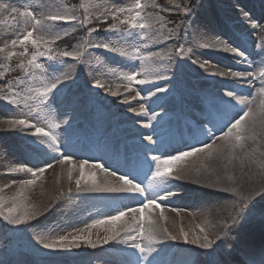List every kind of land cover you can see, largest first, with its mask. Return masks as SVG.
Segmentation results:
<instances>
[{"label":"rangeland","instance_id":"rangeland-1","mask_svg":"<svg viewBox=\"0 0 264 264\" xmlns=\"http://www.w3.org/2000/svg\"><path fill=\"white\" fill-rule=\"evenodd\" d=\"M195 0H145V3L148 5L143 10V15L146 20L151 24V28L147 30L148 39H141L139 34L134 36L135 40H133V30H131V34L127 30L126 25H122L119 23V20L125 18V14H122L117 20H113L110 15H108L109 11H115L121 7H128L133 3V0H81L80 6L75 5L71 2V0H0V5H8L9 8H15L16 12L11 13L9 11L0 12V48H4V52H0V71L4 72L5 75L0 76V88L4 89V94L10 95L9 86L13 91L20 94V98L27 103V107L25 103L22 102L20 105L11 104L4 99H0V123L10 121L12 119H28L31 123L36 126L42 125L48 130L49 123H54L59 120L60 117L64 116L67 113V109L72 107L70 104L69 98L66 97L61 100H55L57 90L50 97L48 103L46 105H41L39 102V98L31 99L33 96H37V89L42 88L44 85L41 80V74L39 70H36V78L33 79L30 75L25 74L23 70L17 67V65L22 61H26L30 58V54L34 51L31 45L28 46L29 57L23 56H15L12 57L11 60L8 59V54L10 52L20 53L23 51L22 48L17 46L13 48L11 46L12 39L22 38L24 34L28 30H32V21L30 17H24L21 13L25 11H32L36 18H41L43 16L49 15H72L75 16V20L69 23L63 22H48L49 27L44 29H37L34 35L38 38H43V40L50 41V47L53 49V54H58L63 51H83L84 55L81 60H75L71 57H62L58 58L56 61L47 60L46 57H41L39 62L42 63L46 69H48L47 76L50 78L53 73L51 72V68L49 66L54 65L57 71L54 75L59 76L62 80V83H71L74 84L71 86V95L76 96L80 92L81 94H85L86 92L91 91V87H86L84 83V79L86 80V76L93 77L90 82L105 81L106 85H109L108 88H111L113 91L117 89V87H122V80L119 79V75H115L114 73H108V69H113L114 72L117 70L114 68L117 64V69L121 75L130 73L132 70H137L139 60L132 59H115V56H120L117 53L109 52L103 48H92L87 47L88 44L94 43H110L114 46L123 47L128 51H132L133 47L139 46L141 47V51L143 54L148 55L156 50L153 47L154 44L157 46L160 44H164V42L171 36L177 33L178 26H182L183 22L174 21L171 19V15L179 14L180 17H186L188 12L192 13V17L194 16L197 19L190 23H185L189 27L193 26L195 32L201 31L203 33V28H201L199 22L205 20L210 16L209 10L203 11V9L208 6L213 7L216 2L222 4L223 0H205V5L200 8L199 12H196L191 8L190 3ZM87 6V7H86ZM185 8L187 11H185ZM105 17L107 20L105 22ZM229 19L233 18L232 15L228 16ZM87 19L90 21L87 24L81 23ZM117 24L119 28L122 29L120 32L107 31L112 24ZM83 26H87L90 29L96 28L98 31L91 32L88 28L86 32H83L78 41L71 49H67L66 47L59 46L60 40L72 35L73 33L82 29ZM106 27V28H102ZM212 28V27H211ZM103 29V30H102ZM191 31V34L195 32ZM137 32H140L138 30ZM206 34H213L214 37L218 38L220 41L221 34H218L217 29H206L204 30ZM103 33V34H101ZM60 37V38H57ZM147 45V46H144ZM262 47V48H261ZM261 47L259 48V53L264 54V37L261 39ZM158 50V49H157ZM183 52L175 57H168L171 59H179L183 58ZM187 55V54H186ZM160 57V55H158ZM111 59V60H110ZM159 60V58L157 59ZM165 58H162L160 62L155 61L156 70H153L151 79L157 80L166 74L165 72ZM256 76L259 77L257 80V88L259 91L264 88V77L258 76L260 72L264 69V64H256ZM23 71L20 75V78H14L12 81H9L8 75H10L15 70ZM154 69V68H153ZM24 75H26L24 77ZM74 79V82L71 79ZM89 82V83H90ZM115 86V87H114ZM117 86V87H116ZM134 90L139 93L138 97V105H143L141 103L142 97L146 103L149 105L151 109H156L161 107L162 102L161 97L158 93L152 88V85L144 86V85H136ZM108 92L106 89L102 91V94H96V98L104 99V95ZM155 93V94H153ZM263 95V93L260 91ZM60 97V96H59ZM111 106L116 108L119 113L122 115H132L134 112L132 111L133 107L125 104L123 98H118L114 100L112 97H108ZM72 100V99H71ZM78 103L73 108V111L79 112L78 110L82 106L83 102L77 99ZM74 104V103H73ZM84 104L83 106H85ZM100 106V105H98ZM30 109L32 111H30ZM101 110V109H100ZM70 111V110H69ZM106 113V110H101ZM169 113V112H168ZM154 118V115H151V120ZM95 120L94 123H96ZM39 127V126H38ZM57 137H61V133L64 131V128L59 126L56 129L52 130ZM35 132V130H33ZM14 133L21 135L20 132L15 129L8 128H0V160L8 157V152L10 151L11 143L13 142L12 138L14 137ZM38 139L41 140V137ZM62 140V139H61ZM143 141H147V139H143ZM41 141H37L39 143ZM63 142V141H62ZM55 153H51L50 159L55 157ZM201 156V155H200ZM198 158L195 156L190 161L180 162L176 168L172 170L173 176H179V179H171L167 184H163L157 190L159 194L164 195L168 192L181 194L182 182L185 179L191 178V175L198 176L199 172L194 170V167H197L198 162L196 161ZM9 160L13 162L15 165V175L6 176L8 182L10 184L16 183V180L21 181L25 180L22 177V171L19 169H32L33 171L37 169H33L26 158L23 155L18 153L17 157L13 155L9 156ZM44 162H47V157H45ZM180 165V166H179ZM181 167L179 169V167ZM45 168V165L43 167ZM183 168H189L190 174L186 171L184 173H179V171ZM10 170V169H9ZM76 170H72V176H75ZM105 172V171H104ZM25 173V171H24ZM108 176H111L113 179L111 180L114 185H117V178L113 176L109 171L105 172ZM19 175V176H18ZM22 175V176H21ZM28 176L32 177L29 173ZM77 177V176H76ZM143 174H141L140 180L139 175L136 176L137 181H141ZM36 179L37 177H32ZM62 179V178H61ZM69 179L68 175L63 176V184H66V181ZM151 179V178H150ZM148 179V181L150 180ZM60 180V179H59ZM145 180V185L148 183ZM186 181V180H185ZM65 190L53 189L48 191L50 194L48 198L38 207V210H41L46 206V209L43 212H40V215L28 221L26 224L22 225H14L10 224L7 220H5L4 215H0V264H11L14 258L23 259L24 264H27L26 261H30L31 258L38 259L39 263H41L40 256L56 258L58 256L62 258V264H107L108 260H116V257L108 254H102L98 256H82L87 250L93 249H105L106 247L112 246L113 243L110 241L108 243H104V238L107 235H103L105 231L108 230V225H98L95 227L89 228V233L85 236L92 239L97 246L95 248L87 245L86 243H81L80 247H71L66 250H50L44 249L42 245L38 243L35 239L37 235L44 236L46 238L55 239L62 235L72 236L79 235L77 232L78 229H84L88 225H91L93 221L98 219H104L108 216L114 214V211L110 205L109 199H95L85 200L78 195L82 193H90L87 191H77L76 183L73 181L72 185H67ZM90 186L85 185L84 181L81 182V187ZM69 189L71 191L69 192ZM56 192V193H55ZM60 192L61 196L58 198L57 202H55L56 195ZM55 193V195H54ZM99 193V192H96ZM149 194H152V190L149 189ZM210 197L202 198L205 199L196 204H194L191 208H187L186 212L177 218H173L169 216L166 221L168 225H162L166 227L169 232L173 235H177L179 239L165 240L164 243L155 245V247L159 250V258H163L166 251L171 247H175V253L169 254V256H173L175 261L174 264H224L222 262L223 256L226 255L227 251H230L228 246H226L225 241L231 235H234V239L239 241L241 234V239L244 238V233H249V227L259 226L253 225L260 222L261 219L264 218V206L256 207L255 203H264V199L256 198L253 202L248 203V207L243 211L238 213L240 209L241 202L236 203V200L227 201V195L219 194L217 199L212 198L215 194H209ZM212 195V196H211ZM17 196V194H16ZM0 197H3L8 203L5 204V208L11 206L12 200H8L7 196L2 194L0 191ZM31 196L24 195L20 198V200L29 205V200ZM215 199V200H214ZM76 200H79L76 202ZM214 200L213 202H209ZM207 201V202H205ZM187 202V201H186ZM128 200H123L122 205H126ZM132 207H139L140 205L133 201L131 202ZM190 204V203H189ZM65 206L75 205L78 207L77 215L72 216V220L74 221L73 225L63 226V225H52L53 216L56 212L63 209ZM180 205V203H178ZM181 206L184 205V202L181 203ZM130 207V206H128ZM187 207V206H186ZM218 207V208H217ZM122 208V206H120ZM230 208V210H229ZM218 209V210H217ZM221 209H224V215L222 217L224 219L231 220L229 225L225 228V230L219 231L217 234L213 236H209L207 233L208 225H205L208 219L204 217L202 214V210L210 212V210H215L219 213ZM3 209H0V212H3ZM227 212V213H226ZM226 213V214H225ZM135 215L133 213L128 214L126 217H132ZM236 216V221L233 223L232 217ZM164 220V221H165ZM139 226V225H136ZM248 226V227H247ZM122 227V225H120ZM245 227H247L245 229ZM203 228L204 231L201 232L200 229ZM181 229L189 233L188 241L185 242L183 236L181 235ZM244 229V231H242ZM207 235L208 239L212 242V248L205 249L201 248L199 244L191 243L190 241L194 240L197 236L200 237V243H204L203 236ZM124 237L120 239L123 240ZM163 239V235L160 236ZM240 239V240H241ZM117 246H121L118 245ZM179 246V249L177 248ZM14 253V254H13ZM155 255V254H154ZM139 256V261L143 262L142 264H146L143 258ZM200 258V259H199ZM152 259V257H149Z\"/></svg>","mask_w":264,"mask_h":264},{"label":"bare ground","instance_id":"bare-ground-1","mask_svg":"<svg viewBox=\"0 0 264 264\" xmlns=\"http://www.w3.org/2000/svg\"><path fill=\"white\" fill-rule=\"evenodd\" d=\"M250 15H247L249 19H247L245 16H240V23L242 24H248L244 29L247 32H252L258 30L260 27H264V20L263 18V11H256V12H249ZM191 19V16H190ZM189 19V20H190ZM224 30L231 34V36H228L225 38V40L220 41L219 39L214 38L213 36H204V35H198L194 38H192V44L193 46L200 49V57H196L194 60L192 58H189L190 60L184 61V63L177 64L173 68V72H178L182 75L183 82L187 84V89L185 93H183V96L180 99V104H184L188 97L191 94H194L195 97H198V99H202L204 104L202 108L200 109V112L197 113L198 118V125H196L195 128H191L190 132L194 134L196 132V129L202 131L198 138H195L194 141H188L185 139V137L182 134H179L178 137L174 138V141H183L185 143H188L189 146L187 147L189 150H193L194 148H204L206 144H213V149L209 150L206 149L205 152L197 153L196 157L198 158L196 161L198 162L197 167H194V170L198 171V176L191 175V178L185 179L184 182L180 183L184 188L182 189V193L178 195H172L168 199H166V202L170 200H182L184 202V205L177 208L176 205H172L174 202L171 201L168 204H162L160 201L159 203L163 207L164 211V217L172 216L174 219L177 218V216H180L184 214L187 210V208H191L194 204L205 200L202 198H208L210 197L209 194H215V196H212V198L219 196V194L227 195V201L230 200H236V203L242 202L240 200V197H238L234 193L226 192L223 190L224 187H236L237 190L244 196H248L253 192L256 193H264V167L261 166V164H264V93L263 95L260 93V91L251 86L249 89H245L244 92H249L250 95L248 97H245L248 101H251L250 106L253 109V116H254V123L250 121H246V124H248L250 131L245 133L246 138L245 141L242 142V146L239 147H233L234 144H236L235 138H226L225 133L227 132V128L230 127V120L232 119V115L238 112H241V110H246L245 105H239L236 104L235 100H232L231 98L226 97L225 93L228 91H233L235 94L238 92L236 90L235 84L237 83H248L251 81L250 77L246 78H234L232 76H219V75H213L215 72H241V73H247L251 72L252 68L250 66H242L241 63L245 62L244 56H236L233 53L230 52H224L220 50V48L224 45H227L229 47H236L238 49H243L246 52L249 51V48L247 45H245L241 39H239L237 36L233 34L230 30L227 28H224ZM182 33L183 31H179L176 34L178 36L170 37L168 41L164 44L156 45L154 44L153 47L156 48V50L150 54H155L153 56V59L149 61L148 63L151 65V67L154 65V59L158 58V55H169L174 51L176 48V45L178 42L182 41ZM215 44L216 47L214 48H203L201 47L202 44ZM158 49V50H157ZM201 63H204L206 65V68H201L199 65ZM141 62L139 63V66L137 67V71L140 70ZM256 70V68H254ZM143 78V77H141ZM93 77L86 76V80L84 79V83L90 82ZM74 81L73 79H71ZM103 83V82H101ZM104 84V83H103ZM72 85L71 83H61L59 85V89L63 91H70ZM106 85V84H105ZM232 85V86H231ZM109 87V85H106ZM89 87H91V91L86 92L85 94L78 93L77 99L79 101H85V99L88 101L87 104H90L92 107L93 101H90V98H94L96 94H99L104 89L96 88L95 82L91 84ZM163 89H166V87H163ZM264 89V88H263ZM114 91H118L120 94L117 96H113L110 93L105 94V98L109 99L108 97L114 98V100L118 98H123L125 104L132 105L133 107H136L137 112L140 110V105L137 104L138 97L132 92L130 89L126 88H117ZM164 96H166L165 100V110H161L159 113H157L154 116L153 120L149 119V112L147 105L145 101H142L144 104V108L147 110V114L144 115H137L135 117H132L130 120L132 121H140L143 119H148L154 127H157L156 132H160L164 129L167 121V117L165 116L164 112L170 111L173 105V102L170 100L171 96L167 91H161ZM70 94V93H69ZM237 95V94H236ZM238 96V95H237ZM240 97V96H239ZM69 100L72 99V101L75 99L74 96L69 95ZM220 98H223L224 100L229 101L232 105H235L234 109L228 110V115L225 117L223 114V111H218L215 107V102L211 103L210 105L214 107V109L218 113V122L221 123H227L223 129H220L216 131L217 126L215 125L216 121H212L210 123V116L213 115L209 109V103L207 100L214 99L219 101ZM243 98V97H242ZM189 104H193V100H188ZM177 107V105H176ZM135 109V108H134ZM70 110V111H69ZM88 116V110L85 111H79L75 112L73 111V108L70 107L67 109V113L64 114V116L59 118V121H57V124L59 126L64 127V132L61 133V139L58 140L59 147L58 150L61 151V153L69 155L72 157V160L74 163L77 164L76 172L74 173L75 176L71 177V179H68L66 181V184H63V176L68 175V172L71 170L70 164H60L57 161H50L53 165L52 168H48L42 175H38V177L35 179V183L32 185L23 186L24 187V195L31 196L29 200L30 206H35V209L38 210V207L41 206V204L48 198L50 195L48 191H51L53 189H60L65 190V187H68L67 185H72L73 181L76 182L77 179L80 178V172H79V163L82 162L79 159V155H76V152L73 150V148H76L79 150V147L84 146V137L88 134V131L85 129H79L81 126H88L89 119L84 121L85 118ZM230 119V120H229ZM119 120H122L125 122L126 119L120 118ZM65 121L67 123H65ZM204 124V125H203ZM222 126V125H221ZM0 128H8L7 121L0 123ZM76 128L77 131L75 132L74 141H72V132L73 129ZM9 129V128H8ZM16 130L21 133V135H17L13 141L15 142L12 146L13 148V156L17 157L18 153L21 149V142H27L31 141L32 138L36 137L37 135H34L33 131H30V128H23V127H16L12 128V130ZM208 133L210 135L207 136V134H204L205 130H209ZM100 132H102V141L101 145H107V142L110 140V137L114 133H121V134H129L130 136H138L137 132H144V129L142 127L137 126H124L120 130H116V128L112 127V129L109 130V133L105 130L98 129ZM179 132V131H178ZM215 132V134H214ZM93 134L92 132H89ZM108 134V135H106ZM213 134V135H211ZM175 134H168V138H172ZM196 135V134H195ZM194 135V136H195ZM154 139L157 138V134L154 132L153 136ZM217 137H220L221 139H216ZM96 140V139H95ZM63 141V142H62ZM215 142V143H213ZM139 144H145V143H139ZM31 145V144H29ZM202 146V147H201ZM221 149L220 151H217V147ZM143 151V147H140V151ZM211 153V154H209ZM201 155V156H200ZM141 161L140 164L144 166V160L147 158L146 154H141ZM85 160H87V156L85 155ZM84 161V160H83ZM243 162V163H242ZM94 164H88L86 166L84 172H85V179L91 174H95L97 181L101 185L109 184L114 185L111 180L113 179L111 176H108L102 169L93 167ZM132 165H139V162L134 161ZM227 165V167H225ZM115 169H118V165H111ZM10 169V170H9ZM179 171V173H184L185 171L190 174L189 168H183ZM8 175H15V165L13 162L9 160V158H5L0 161V189H2V194L4 196H7L8 200H12L13 197H16V194L19 192L20 188L22 187V181L16 180V183L10 184L6 178ZM22 177L23 179H34L30 176H28L24 171H22ZM21 175V176H22ZM121 175H129V173H125ZM19 176V175H18ZM77 176V177H76ZM221 177V180L219 182V186L217 187H210V184H213L216 181V177ZM231 176L232 180H229L227 177ZM62 178V179H61ZM60 179V180H59ZM118 180V184L120 185L121 181ZM56 193V192H55ZM54 193V195H55ZM61 196L60 192L55 197V202H57L58 198ZM256 198H261L260 195H256L252 197L250 201L247 203L253 202ZM214 199V200H215ZM214 200H211L209 202H213ZM187 201V202H186ZM207 202V201H205ZM190 203V204H189ZM257 206H264V203H255ZM218 208V207H217ZM46 209V206L39 210V212H43ZM175 210V211H174ZM218 210V209H217ZM230 210V208H229ZM23 211V209H21ZM159 211L160 209H153L150 212L146 211L145 215H150L153 219H157L159 225L162 227V225H168L167 222L164 221L163 217H159ZM202 210V214L204 217L208 219L206 221L205 225H208L207 227V233L209 236H213L214 234H217L221 230H225L227 225H229L231 220L224 219L222 215H224V209H221L219 213L215 210H210V212ZM227 213V212H226ZM225 213V214H226ZM139 219V213H135V215H132V217H125L121 221H117L115 224H103L108 225V230L103 233V235H110L112 234V229H115L117 231H122L123 228H125L126 225H139L137 223V220ZM168 221V220H166ZM122 225V227H120ZM253 225H259V226H253L249 227V233H244V238L239 239V241L234 239V235H231L229 238L226 239L225 244L230 249L229 252H227L226 256L224 257V264H231L232 260H237L241 264H255L253 261L247 260V258H244V250L245 252L251 251L250 249H253L251 253H253V257L260 259L264 263V218L260 220L259 223L253 224ZM248 227V226H247ZM245 227V229L247 228ZM244 231V229H242ZM89 229H87L86 232H84V235H87L89 233ZM186 232V231H185ZM245 245V246H244ZM86 254L82 255L85 256ZM58 260H62L61 258H57ZM18 262L22 263L23 259L19 258ZM134 260L128 259H122V261L119 264H130L133 263Z\"/></svg>","mask_w":264,"mask_h":264},{"label":"snow or ice","instance_id":"snow-or-ice-1","mask_svg":"<svg viewBox=\"0 0 264 264\" xmlns=\"http://www.w3.org/2000/svg\"><path fill=\"white\" fill-rule=\"evenodd\" d=\"M148 5L145 3V0H134V2L128 6V7H121L119 9H116L115 11H109L108 15L111 16L113 20H117L122 14H125V18L119 20V23L122 25L127 26V30L129 31V34H131V30L139 29V37L140 39L147 40L148 39V32L151 28V24L146 20L144 17L143 10ZM87 7V6H86ZM9 11L11 13H15V8H9L8 5H0V12ZM185 11L187 9L185 8ZM24 17H30L32 21V30H28L26 34L22 36V38L19 39H12L11 40V46L13 48H16L19 46L23 49L22 52L17 53L15 51L10 52L8 54V59L11 60L12 57L15 56H23V57H29L28 52V46L31 45L34 51L30 54V58H28L26 61L22 60L17 67L20 68L25 72V74L30 75L33 79L36 78V70L40 71L41 74V80L43 83V87L40 89H37V96L31 97V99H37L39 98V102L41 105H46L52 96V94L58 90L59 85L62 83V80L59 76L54 75V73L57 71L54 65L49 66L51 68V72L53 75L49 78L47 76L48 69L45 68V66L39 62L41 57H46L47 60L50 61H56L58 58L62 57H71L75 60H81L84 52L83 51H77V52H71V51H63L58 54H53V49L49 46L50 41L43 40V38H38L34 35L35 31L37 29H44L46 27H49L48 22H63V23H69L73 20H75V16L72 15H49V16H43L41 18H36L35 14L32 11H25L21 13ZM107 20V17H105V22ZM90 21L85 19L84 21H81L83 24H87ZM107 31H113V32H120L122 31L121 28L118 27L117 24H112ZM98 31V29L93 28L90 29L91 32ZM60 38V37H57ZM147 46V45H144ZM87 47L92 48H103L109 52L117 53L122 57H126L132 60H139L141 61L140 70H132L130 73L123 74L119 77L120 80L125 82V86L130 90L131 86L133 84L136 85H145L152 83L153 80L150 78L151 73L153 72V68L148 63L153 59V56L155 54H148L145 55L141 51V47L136 46L133 47L132 51H128L124 49L123 47L114 46L110 43H94V44H88ZM201 47L203 48H214L216 47L215 44H202ZM220 50L224 52H230L233 53L236 56L243 57L245 53L243 51H240L236 47H229L227 45H224L220 48ZM4 48H0V52H4ZM181 52H183V49H180ZM191 49H189V52ZM201 68H206V65L204 63H201L199 65ZM5 75L4 72L0 71V76ZM213 75H219V76H232L234 78H246V77H254V73L247 72V73H241V72H215ZM259 75L261 77H264V71L260 72ZM143 77V78H141ZM96 88L106 89L108 92H110L111 95L117 96L120 93L118 91H113L111 88H108L105 84L101 83L99 80H96L95 82ZM158 91H166V89L160 88ZM262 93H264V89L260 90ZM9 92L10 95L4 94V89L0 88V99H4L8 101L11 104L20 105L22 102H24L20 98V94L13 91L11 88V85L9 86ZM155 94V93H153ZM139 95V93H137ZM226 97L231 98L232 100L236 101V104L239 105H245L246 110L243 111V114L239 116L238 119H235L234 122H230V127L227 128V132L225 133L226 138L234 137L236 144L233 145V147H239L242 146V142L245 141L246 137L245 133L249 132V126L246 124V121H250L254 123V116H253V109L250 106L251 101H248L246 98H241L237 96L233 91H228L225 93ZM25 103V106L27 107V103ZM216 109L218 111H223L224 116L226 117L228 115L229 109H234L235 105H232L229 101L224 100L223 98H220L218 103L215 105ZM133 112H136L137 115H146L147 110L144 108L143 105H141L140 110L137 112L136 109H132ZM212 122V121H210ZM65 123H67L65 121ZM7 125L9 129L16 128V127H23V128H34L35 132L34 135L42 136L45 139L41 141V143H46L48 148H58V137L54 134L52 131L53 129H56L59 127V124L56 123H49L48 130L45 129V127H38L35 124L31 123L28 119H12L10 121H7ZM145 127H150L151 125L146 124ZM209 130H205L204 134H207ZM146 139L150 143H155L152 139V136H147ZM216 139H221L220 137H217ZM215 143V142H213ZM206 149H213V144H206L204 148H194L191 151H183L178 150L176 154H167L166 156H158V155H152L150 157V160L145 158L144 160V171L143 176L145 179H148L150 176L151 179L148 181L147 186H144V182L140 181L137 182L135 177L129 178L128 175H120L119 180L121 181L119 186H112L109 184L101 185L95 176V174H91L85 179V168L88 166L89 162L87 160H84L79 163V172H80V178L76 180V188L77 191H87V192H99V193H126L133 197H141V203L139 207H127L125 209L119 210L116 212L115 215L108 216L104 219H98L93 221L91 225H88L85 229H78L77 232L80 233L79 235L72 236L71 238L69 235H62L55 239L46 238L41 235H37L35 239L38 241L40 245L44 249H50V250H66L71 247H80L81 243H86L87 245L95 248L97 244L87 236H85L83 233L87 231V228L95 227L102 224H115L117 221L123 220L129 213H139V219L137 220V223L139 224V227H125L122 229V231L125 233V236L122 240L123 243L128 244L131 248L138 251L140 256L143 258V260L146 262V264H160L157 257L159 256V250L155 247V245L164 243L165 240H172L175 241L179 239L177 235H173L171 232L168 231L166 227H161L158 223L157 219H153L150 215H145L146 211L150 212L153 209H160L159 211V217H163L164 219H167V217H164V211L163 207L159 203V201L166 200L170 196L174 195V193L168 192L167 194L161 195L158 193V189L161 185L167 184L171 179H179V176H173L172 170L176 168V166L182 162L185 161L189 157L196 156L197 153L205 152ZM217 151H220L221 149L219 146L216 149ZM211 154V153H209ZM61 158L57 161L60 164H70L71 170L68 172V177L71 179L72 177V170L77 169V164L73 162L72 157L63 153H60ZM243 163V162H242ZM93 167L100 168L103 171L107 172L108 169L104 168L102 164H96L92 165ZM262 167H264V164H261ZM53 165L51 163L47 164V168H38L37 170L33 171L32 169H19L20 171H28L31 173L32 177H38V175H42L48 168H52ZM227 167V165H225ZM113 176H116L117 174L115 172L111 173ZM229 180H232L231 176L227 177ZM221 180V177L217 176L216 181L213 184H210V187H217L219 186V182ZM84 181L86 187H81V182ZM36 181L35 179H26L22 181V187L20 188L19 192L17 193L16 197L12 198L11 206L5 208V204L8 203L3 197H0V209H3V212H0V215H4L5 220H7L10 224L14 225H22L26 224L28 221L32 220L33 218L40 215L39 210L35 209V206H28L27 204H24L20 198L24 196V187L27 185H32ZM149 189L152 190V194H149ZM224 191L234 193L238 197H240L241 206L238 210V213L240 211H243L248 207V201L252 199V197L256 195H260L261 199H264V193H256L253 192L248 196L242 195L236 187H224ZM2 191V189H0ZM71 189H69V192ZM23 209V211H21ZM175 211V210H174ZM233 223L236 221V216L232 217ZM112 234L106 236L104 238V243H108L110 241L116 240L118 236H120V231H117L115 229H112ZM181 235L183 236V239L185 242L188 241L189 233L185 232L183 229L180 230ZM201 232L204 231L203 228L200 229ZM163 235V239L160 238V236ZM204 243H200V237L197 236L194 240L190 241L191 243L199 244L201 248L209 249L212 248V242L208 239L207 235L203 236ZM155 254V255H154ZM149 257H152V259H149Z\"/></svg>","mask_w":264,"mask_h":264}]
</instances>
